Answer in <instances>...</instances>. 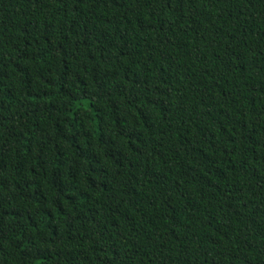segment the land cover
<instances>
[{
	"label": "trees",
	"instance_id": "16d2710c",
	"mask_svg": "<svg viewBox=\"0 0 264 264\" xmlns=\"http://www.w3.org/2000/svg\"><path fill=\"white\" fill-rule=\"evenodd\" d=\"M0 264H264V0H0Z\"/></svg>",
	"mask_w": 264,
	"mask_h": 264
}]
</instances>
